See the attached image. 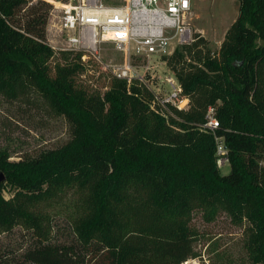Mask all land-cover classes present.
<instances>
[{"label":"trees","instance_id":"obj_1","mask_svg":"<svg viewBox=\"0 0 264 264\" xmlns=\"http://www.w3.org/2000/svg\"><path fill=\"white\" fill-rule=\"evenodd\" d=\"M234 1L237 17L217 51L194 33L162 58L188 99L186 110L168 107L186 137L156 145L132 121L149 109L148 90L112 79L89 95L75 84L81 54L62 52L64 64L48 65L52 6L0 0V93L33 91L70 126L65 144L33 158L10 160L0 149V235L32 237L2 251L0 264H183L200 259L195 212L205 223L226 214L244 226V264H264V0ZM209 116L213 130L203 127ZM61 219L63 228L54 224Z\"/></svg>","mask_w":264,"mask_h":264},{"label":"rangeland","instance_id":"obj_2","mask_svg":"<svg viewBox=\"0 0 264 264\" xmlns=\"http://www.w3.org/2000/svg\"><path fill=\"white\" fill-rule=\"evenodd\" d=\"M43 1L51 5L49 0ZM31 4L29 3L28 6ZM237 7L238 3L234 0H192L193 16L190 24L193 33L200 34L207 41L212 52L218 50L226 31L235 21ZM52 10L53 6L46 24V42L52 50V57L48 61L50 67L57 62L64 64L61 53H69L59 49L62 41L54 28L56 19L53 15L56 13ZM66 57L70 59L72 54ZM101 58L103 61H123L121 53L116 52L113 45L109 43L102 45ZM82 63L85 64V69L75 78L76 86L86 90L89 95H102L111 85L112 78L103 71L98 61L90 59ZM151 65L158 83L166 77L173 76L162 59H153ZM138 86L148 90L152 96L149 89L140 84ZM164 88L162 92L165 91ZM156 91L157 89H154V92ZM152 103L153 96L148 104L149 109H144L132 119L137 134L145 135L150 142L156 145L183 143L186 133L177 125L178 120L167 110L157 105L153 107ZM156 115L165 120L163 124L159 125ZM69 139L68 122L55 114L48 103L37 93L25 91L17 97H9L0 93V149L4 148L10 152V160L36 157L41 152L62 146ZM219 170L221 174H227L229 172L228 161L219 165ZM3 194L5 198L12 196L8 189H5ZM64 222L61 219L55 221L54 224L63 228ZM191 224L200 233L199 239L195 242V251L200 259H190L183 264L245 263L244 226L232 224L226 214H220L212 223H205L199 212L193 214ZM66 232L68 235L69 232L66 229L62 234L66 235ZM31 238L29 233L19 229L9 235L1 234L0 253L8 250L12 253L20 251L23 245L30 242Z\"/></svg>","mask_w":264,"mask_h":264},{"label":"built area","instance_id":"obj_3","mask_svg":"<svg viewBox=\"0 0 264 264\" xmlns=\"http://www.w3.org/2000/svg\"><path fill=\"white\" fill-rule=\"evenodd\" d=\"M49 1L56 13L54 28L62 41L60 51L81 54L84 63L98 61L114 80L129 86L143 85L152 93L153 107L187 109L188 99L182 96L174 75L158 83L151 61L170 56L177 47L193 42L192 0ZM105 43L121 53L122 62L102 60ZM203 127L213 130L217 122L209 116ZM216 141L219 167L227 161V150L221 140Z\"/></svg>","mask_w":264,"mask_h":264},{"label":"water","instance_id":"obj_4","mask_svg":"<svg viewBox=\"0 0 264 264\" xmlns=\"http://www.w3.org/2000/svg\"><path fill=\"white\" fill-rule=\"evenodd\" d=\"M4 181V176L3 174H0V184Z\"/></svg>","mask_w":264,"mask_h":264}]
</instances>
